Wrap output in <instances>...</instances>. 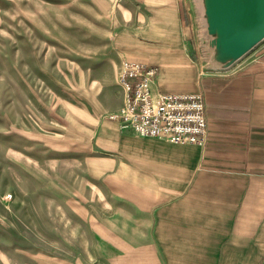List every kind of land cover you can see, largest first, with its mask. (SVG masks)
<instances>
[{
  "label": "rangeland",
  "instance_id": "1",
  "mask_svg": "<svg viewBox=\"0 0 264 264\" xmlns=\"http://www.w3.org/2000/svg\"><path fill=\"white\" fill-rule=\"evenodd\" d=\"M207 2L0 0V264L143 262L144 237L83 221L117 194L98 136L124 106L123 60L212 48Z\"/></svg>",
  "mask_w": 264,
  "mask_h": 264
},
{
  "label": "crops",
  "instance_id": "2",
  "mask_svg": "<svg viewBox=\"0 0 264 264\" xmlns=\"http://www.w3.org/2000/svg\"><path fill=\"white\" fill-rule=\"evenodd\" d=\"M170 44L147 58L159 68L153 86L202 92L206 140L105 124L99 150L112 157L98 181L117 194L98 195L83 221L93 234L144 237L137 264H264V38L227 59Z\"/></svg>",
  "mask_w": 264,
  "mask_h": 264
},
{
  "label": "built area",
  "instance_id": "3",
  "mask_svg": "<svg viewBox=\"0 0 264 264\" xmlns=\"http://www.w3.org/2000/svg\"><path fill=\"white\" fill-rule=\"evenodd\" d=\"M159 68L123 60L119 74L124 106L109 114L140 136L165 138L173 143L202 144L208 127L202 92H164L153 86Z\"/></svg>",
  "mask_w": 264,
  "mask_h": 264
},
{
  "label": "water",
  "instance_id": "4",
  "mask_svg": "<svg viewBox=\"0 0 264 264\" xmlns=\"http://www.w3.org/2000/svg\"><path fill=\"white\" fill-rule=\"evenodd\" d=\"M208 30L215 35L210 44L222 59L237 57L264 38L250 33L264 28V0H208Z\"/></svg>",
  "mask_w": 264,
  "mask_h": 264
},
{
  "label": "bare ground",
  "instance_id": "5",
  "mask_svg": "<svg viewBox=\"0 0 264 264\" xmlns=\"http://www.w3.org/2000/svg\"><path fill=\"white\" fill-rule=\"evenodd\" d=\"M263 32H264V28L259 27V28L254 29V30L250 33V35H251V36H258V35L262 34Z\"/></svg>",
  "mask_w": 264,
  "mask_h": 264
}]
</instances>
